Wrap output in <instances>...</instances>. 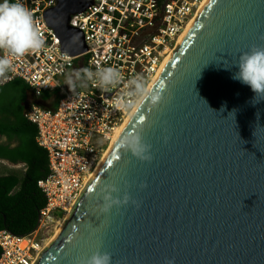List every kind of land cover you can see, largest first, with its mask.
<instances>
[{"label":"water","instance_id":"95a60500","mask_svg":"<svg viewBox=\"0 0 264 264\" xmlns=\"http://www.w3.org/2000/svg\"><path fill=\"white\" fill-rule=\"evenodd\" d=\"M57 2L45 19L80 57L70 20L93 0ZM253 46H264V0L206 2L153 83L163 103L134 112L36 264H85L98 250L112 264H264V100L226 68ZM129 130L150 161L120 149ZM107 185L135 203L102 214Z\"/></svg>","mask_w":264,"mask_h":264},{"label":"built area","instance_id":"2783aa9c","mask_svg":"<svg viewBox=\"0 0 264 264\" xmlns=\"http://www.w3.org/2000/svg\"><path fill=\"white\" fill-rule=\"evenodd\" d=\"M205 1L93 0L85 12L71 17L70 26L82 32L87 47L84 55L72 57L45 19L57 0H21L45 46L9 57L12 68L2 83L17 78L30 87L36 101L52 92H59L60 99L55 110L36 103L26 109L25 118L37 127V143L48 155L49 174L38 182L46 205L32 233L0 231V264H36L48 247L51 229L65 220L131 113L121 100L123 82L110 92L95 86L70 90L66 74L78 70L77 62L84 59L87 68L113 66L125 81L140 75L151 83Z\"/></svg>","mask_w":264,"mask_h":264},{"label":"clouds","instance_id":"9594fccd","mask_svg":"<svg viewBox=\"0 0 264 264\" xmlns=\"http://www.w3.org/2000/svg\"><path fill=\"white\" fill-rule=\"evenodd\" d=\"M45 40L38 30L33 14L21 0H0V78L6 79L12 68L9 57H23L28 53L40 51ZM227 69L235 68L232 79L246 85L253 92V104L264 100V46H253L240 53ZM125 89L121 100L129 111H140L146 106L159 108L164 100L162 86H153L143 76L136 75L126 81L120 70L113 66L96 69L82 68L68 72L65 84L70 90L95 86L102 92H110L122 85ZM119 147L140 161H150L151 145L143 138L142 133L129 130L119 139ZM119 189L114 185L106 186L103 204L99 206L102 214H109L113 207L135 203L129 194L118 196ZM113 194H117L114 196ZM85 264H112L111 255L96 251L87 258Z\"/></svg>","mask_w":264,"mask_h":264},{"label":"trees","instance_id":"16d2710c","mask_svg":"<svg viewBox=\"0 0 264 264\" xmlns=\"http://www.w3.org/2000/svg\"><path fill=\"white\" fill-rule=\"evenodd\" d=\"M85 67L84 59L77 62L78 69ZM2 79L0 138H6L8 142L0 144V162L22 164L24 171L0 175V231L26 236L37 228L40 211L46 205L38 182L49 174L48 155L37 143V127L25 118V105L32 95L30 87L17 78L8 83H2ZM57 104L58 101L45 108L55 110Z\"/></svg>","mask_w":264,"mask_h":264},{"label":"rangeland","instance_id":"374dc122","mask_svg":"<svg viewBox=\"0 0 264 264\" xmlns=\"http://www.w3.org/2000/svg\"><path fill=\"white\" fill-rule=\"evenodd\" d=\"M64 82V81H63ZM60 99L59 92H56L54 94H47L44 95V97L38 101H36L33 97V94L29 96V99L25 105L26 109L31 106L32 104H37V102L41 103L43 107L55 104L58 100ZM8 140L6 138H0V144H6ZM108 150V148H107ZM106 153V152H105ZM24 171V166L22 164L20 165H12L9 163H0V175H7L11 174L13 172H23ZM66 219V218H65ZM65 221V220H64ZM64 222H60L57 226L51 229V234L49 237V240L53 238L55 235L57 229L59 228L60 225H62Z\"/></svg>","mask_w":264,"mask_h":264},{"label":"bare ground","instance_id":"6f19581e","mask_svg":"<svg viewBox=\"0 0 264 264\" xmlns=\"http://www.w3.org/2000/svg\"><path fill=\"white\" fill-rule=\"evenodd\" d=\"M208 0H206L202 7L199 9L197 15L191 20V22L188 24L185 32L182 34V36L180 37L178 43H177V46L179 45V43L181 42V40L183 39V37L185 36V34L187 33V31L189 30L190 26L192 25V23L194 22V20L196 19V17L198 16V14L200 13V11L202 10V8L204 7V5L206 4ZM177 46L168 54L167 58L165 59V62L162 66V69L164 68V66L166 65V63L168 62V60L170 59V57L172 56L173 52L175 51V49L177 48ZM162 69L158 72V74L154 77V79L151 81V85H153V83L155 82V80L157 79V77L159 76L160 72L162 71ZM33 94V93H32ZM136 110H132L131 113L127 116L126 120L124 121V123L121 125V127H119V129L116 131V134L114 136V138L112 139L109 147H108V150L106 151V153L103 155V157L101 158L99 164L97 165V168L95 169V171L93 172V174L91 175V177L88 179L86 185H85V188L87 187V185L89 184V182L91 181V179L93 178V176L95 175V173L97 172V170L99 169L100 165L102 164V162L104 161L105 157L107 156L108 152L110 151V149L112 148L113 144L115 143L116 139L118 138V136L120 135V133L122 132V130L124 129V127L126 126V124L128 123L129 119L132 117V115L134 114ZM84 188V190H85ZM83 190V191H84ZM83 193V192H82ZM77 203V202H76ZM76 203L72 206V208L68 211L69 213L67 214L66 216V219L65 221H63L64 223L66 222L67 218L69 217L71 211L73 210L74 206L76 205ZM59 226V228L57 229L55 235L53 236L52 239L49 240L48 242V246L55 240L56 236L58 235V233L60 232V230L62 229L63 225Z\"/></svg>","mask_w":264,"mask_h":264},{"label":"crops","instance_id":"0c3cea01","mask_svg":"<svg viewBox=\"0 0 264 264\" xmlns=\"http://www.w3.org/2000/svg\"><path fill=\"white\" fill-rule=\"evenodd\" d=\"M37 104H39V105H42L41 103H39V102H37ZM1 163H8V162H5V161H3V162H1ZM10 164V163H9Z\"/></svg>","mask_w":264,"mask_h":264},{"label":"flooded vegetation","instance_id":"af4514ba","mask_svg":"<svg viewBox=\"0 0 264 264\" xmlns=\"http://www.w3.org/2000/svg\"><path fill=\"white\" fill-rule=\"evenodd\" d=\"M1 162H3V161H1ZM1 162H0V163H1ZM12 165H13V164H12ZM18 165H20V164H18Z\"/></svg>","mask_w":264,"mask_h":264}]
</instances>
